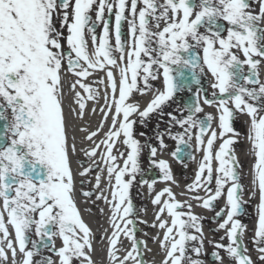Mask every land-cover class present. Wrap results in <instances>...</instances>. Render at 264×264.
<instances>
[{
  "label": "snow or ice",
  "instance_id": "1",
  "mask_svg": "<svg viewBox=\"0 0 264 264\" xmlns=\"http://www.w3.org/2000/svg\"><path fill=\"white\" fill-rule=\"evenodd\" d=\"M262 73L264 0H259L258 11L252 0H0V264H8V251L12 264H17L18 251L23 257L20 264H56L43 250L58 257L59 264L74 260L94 264L90 255L94 233L83 218L76 185L77 176H88L100 163L105 165L101 173L106 170L111 199L103 191L96 195L100 174L92 190L85 191L91 181L81 179L84 187L79 194L86 198L84 203L96 195L111 204L110 264H145L140 247H146V241L137 238L138 221L129 218L137 211L130 189L145 174L141 166L145 145L136 138V126H145L153 114L168 118L165 131L157 132L159 149L168 147L167 135L177 142L171 155L178 161L194 159L193 139L195 150L203 153L195 178L186 188L192 193L190 200L222 220L213 231L226 230L230 241L214 245L217 251L209 254L215 258L213 264H224L221 250L235 264H254L243 244L246 225L237 218L246 201L232 147L239 135L235 116L250 118L248 139L255 156L251 196L258 192L260 199L253 243L264 261ZM69 75L73 79L68 90L74 93L79 118L88 100L99 103L101 88L93 84L103 86L105 101L97 129H83L88 133L85 139L95 146L81 149L91 163L85 166L87 161H78L80 170L73 169L76 138L69 135L65 112ZM94 76L92 83H85ZM205 79L211 96L203 86ZM185 92L193 95L183 107L165 113ZM149 94L146 105L136 99ZM204 105L214 107L216 115L206 113L201 118ZM109 115L111 123L97 143L95 138ZM176 126L181 130L173 132ZM117 144L125 150L120 151ZM157 151L149 145L150 167L159 170L163 181L179 186L169 161L156 159ZM139 183L154 191L157 180L141 179ZM171 184L152 200L158 206V227L164 229L160 246L166 254L161 264H205L198 258L204 254L205 218L195 214L190 200H178ZM221 198L225 202L217 211ZM33 233L38 239L31 238ZM121 235L132 242L122 258L117 247ZM56 239L61 241L58 248ZM37 255L41 258L34 260Z\"/></svg>",
  "mask_w": 264,
  "mask_h": 264
},
{
  "label": "bare ground",
  "instance_id": "2",
  "mask_svg": "<svg viewBox=\"0 0 264 264\" xmlns=\"http://www.w3.org/2000/svg\"><path fill=\"white\" fill-rule=\"evenodd\" d=\"M98 76H103V73H98ZM73 77L69 75L67 77V80L65 82V93H66V99H65V112L68 117V123H69V135L75 136L76 140V147H77V155L73 157V169L74 170H80L79 162L78 161H87L85 166L91 163V161L87 160V157L84 156L83 151L81 149H90L91 147H94L93 141L85 139L87 136V132L83 131V129H88V131H95L102 120V113L100 112V109L104 106V93H103V86L96 85L94 87H100L101 88V98L99 100V103L88 100L87 106L85 109V113L83 118H79L76 115V112L79 111L78 105L75 103L74 99V93L70 92L68 90V82L71 81ZM95 80V77L89 78L88 80H85V83H92ZM78 91L83 92L82 89L77 88ZM85 96L86 93H83ZM96 109L95 112H93V109ZM75 109V111H73ZM111 123V116L109 115L108 122L105 124V127L103 131L95 138V141L98 143L101 139H103V133L108 130V126ZM71 142V141H70ZM120 151H124V146L121 144H117L116 146ZM103 151V147H101L100 152ZM114 154H118L116 152V149H114ZM99 155L98 152L97 160L99 161ZM239 155V154H238ZM159 158L170 160V156L167 155V153L159 154ZM121 165L123 164V161H120ZM105 165L103 163H100V167L97 168L94 172L90 173L86 177H79L77 176V200L79 203V206L81 208L83 218L85 222L89 225V227L92 229L94 236H93V249L94 251L90 252V255L92 257V260L94 261V264H110V258L108 256V249H109V237L112 234L113 228L111 224V212L112 207L110 203L105 202L103 199H96V195H99L101 191L104 192L106 196H108L109 200L111 199V189L107 185V173L106 170L101 173V169H104ZM102 175V180L100 184V188L96 189V195H94L92 198L87 200V203H84L85 197L81 196L79 194V189L83 187L80 184V180H90V187L91 189L94 188L95 185V177L96 175ZM115 181L113 180V183ZM171 182H158L155 185L154 193L152 196L149 194L143 195L144 202L146 205V208L144 209L143 213L140 214V216L133 215L129 217L130 219H134L138 221L136 227L137 232L136 236L141 241H146L147 246L143 249L140 248V251L143 254V259L145 261V264H161L162 260L164 259V256L166 254L165 250L161 248L160 241L163 239V233L164 229H160L158 227L159 221L156 220V213L158 211V206L154 205L152 203V200L156 193L161 191L164 187L169 186ZM171 187L173 189V192H175L176 198L179 200H190V197L192 193L187 192V188H181L176 189L174 184H171ZM90 189V190H91ZM147 188H144V191H146ZM181 193H185L184 195H181ZM166 198V196L164 197ZM162 198V199H164ZM190 202L193 204V211L195 214L204 217L203 219V231H204V248L207 250L213 251L214 248L211 246L212 244L220 243V236L224 235L223 231L217 232L215 234V231L213 229L218 228L217 223L213 229H211V225H208L206 222L210 218H212V212L211 210L204 209L203 207L199 206V202L190 200ZM101 209H103V213H101ZM164 218L169 219V222L171 221V218L167 216V213H165ZM139 221H146L147 223H139ZM156 224V227H153V224ZM131 227V226H130ZM13 232V231H12ZM14 236V233H13ZM158 237V239H157ZM117 247L120 249L119 255L121 258L125 255V250H131L132 242L125 236L121 235L120 242L118 243ZM148 249H151L149 251ZM87 251V250H86ZM251 259L253 260L254 264H257L255 261V257L252 253H249ZM224 257V256H223ZM19 258V255H18ZM205 264H213L212 261H204ZM128 264H131V261L128 262ZM224 264H235L234 261L224 257Z\"/></svg>",
  "mask_w": 264,
  "mask_h": 264
},
{
  "label": "flooded vegetation",
  "instance_id": "3",
  "mask_svg": "<svg viewBox=\"0 0 264 264\" xmlns=\"http://www.w3.org/2000/svg\"><path fill=\"white\" fill-rule=\"evenodd\" d=\"M255 0H252V4ZM130 2V0H129ZM257 3V0H256ZM127 15V13H126ZM93 16H94V12H93ZM113 24H114V15H113ZM102 25L100 28L97 29V33L100 34ZM128 28H127V24L124 25V31L127 32ZM113 42H114V36H113ZM89 44L91 46V40L89 38ZM99 74H97L98 76ZM96 77V76H95ZM262 79H264V73H262ZM156 87H160V82L156 81L154 82ZM203 86L205 88H207L208 90V94L209 96H211V86L208 83V80L205 79L203 81ZM195 87V86H193ZM150 95V94H149ZM193 94L189 93V92H185L180 94L179 97V101L178 103H171L170 107H166L165 108V113L169 112V111H173L176 110L178 108H182L184 105V102L188 100L189 97H191ZM203 95V94H202ZM136 99L140 100L141 97L137 96ZM141 101V100H140ZM206 113H212L213 115H216V109L214 107H209L207 105H204V113H201L200 116L201 118H203L205 116ZM186 115V113H185ZM167 116H163L160 117L156 114H153L150 118V120L147 122V124L145 126H140L138 124V126L142 129V132L146 133V135H144V139H145V144H147V141L150 140V144L155 145L158 149V151H161V149H159V145H158V141L156 139L157 136V132H164L165 129L167 128ZM250 118L246 115V114H237L235 116L234 119V128L236 130L237 133H239V135L235 136V140L236 143L233 144V149L235 150V154L237 156V154L239 153L238 160H239V165H240V171H241V176H242V184L244 185V194H243V200L246 201L245 205H244V212L239 215L237 218L241 220L242 224L246 225V228L244 229L243 232V236L245 237V239L243 238V240L251 245L252 247V252L254 254V257L256 259V263L257 264H264V261H261L259 259V256L261 255L258 251V247L253 243V240L255 238V230L257 228L258 225V206L260 203V199H259V193L257 192V195L255 197L251 196V193L253 191V184H252V180L254 178V171H253V165L255 163V156L253 155V151H252V143L251 141L248 139V134H249V128H250ZM157 125H159L157 127ZM216 127V121L213 122V128ZM181 129L179 128V126H176L175 128L172 129L173 132L176 131H180ZM218 130V129H217ZM219 131V130H218ZM155 137L156 141L153 142L152 138ZM165 143L168 145L167 148H171V153L172 151L176 148L177 142L170 139L167 135H165ZM220 141H217V148L219 146ZM193 144V156L194 159L191 158H186L183 162L178 161L177 159L173 158L172 155L171 156V163L170 165L172 166V170H173V175L176 178L177 184L179 186H177L176 184H174L175 188L178 190L181 188H186V186L191 183L194 178H195V173L198 169V165L202 159V155L203 153H201L198 150H195V140L193 139L192 141ZM157 151V152H158ZM146 153L148 155H146V163L147 166L145 168L146 172H148V174H146V176H148L149 174L151 175L150 179H147V177L145 176L144 178L142 177L141 179H147L149 182H151L152 179H159L162 178V174L159 172V170L155 167H148L149 164V160H150V156H149V151L147 150ZM156 159H161L158 156H156ZM187 165V167H185L184 165ZM214 168L216 167V164L214 163ZM140 179V180H141ZM141 186H148L147 184H141ZM201 195H203V193H201ZM179 200V199H178ZM198 202V201H197ZM225 202V198H221L218 202H216V210L218 211L220 209V207H222L224 205ZM186 210V209H183ZM213 218H210L209 220H207V224L208 225H216L217 223L222 222V220H216L215 219V212L213 214ZM202 224L203 221H202ZM31 238L33 240L38 239L35 234L33 233L31 235ZM61 246V241L59 239H56V247H60ZM29 248H31V244L28 245ZM18 255L19 258H18ZM18 255L16 258L17 264H20V261L22 260V254H19L18 251ZM43 255H52L53 260L56 261V264H59V258L56 257L53 253L49 252L48 250H43ZM8 264H12V255H11V251H8ZM41 257L40 255H37L34 257V260H39ZM73 264H79L78 261L74 260Z\"/></svg>",
  "mask_w": 264,
  "mask_h": 264
},
{
  "label": "rangeland",
  "instance_id": "4",
  "mask_svg": "<svg viewBox=\"0 0 264 264\" xmlns=\"http://www.w3.org/2000/svg\"><path fill=\"white\" fill-rule=\"evenodd\" d=\"M258 1V0H257ZM252 6H253V8L256 10L257 9V3H256V0L253 2V4H252ZM136 138L137 139H139L140 141H141V143L143 144V145H145V147H144V150H143V152H142V154H141V166H142V168L143 169H145L146 168V166H147V163H146V158H148V157H146V155H148L147 153H146V151L148 150L149 151V145H151V146H155V145H152V144H150V140H148L147 141V144H145V139H144V136H141V135H139V133H141L142 132V129L139 127V126H136ZM152 141L153 142H155L156 141V139H155V137H153L152 138ZM157 142V141H156ZM167 152H168V150H167ZM149 159V158H148ZM150 165H148V167H149ZM146 174H148V172H146V170H145V174L143 175V178L146 176ZM147 177V179H150L151 178V175L149 174L148 176H146ZM142 177H140V176H138L137 177V182H138V180H140ZM137 182H135L134 184H133V186H132V188L130 189V195H131V197H132V201H133V204H134V206H135V208H136V216H140V214H142L143 213V210L146 208V205H145V200H144V197H143V195H144V193L142 194V190H140V188H139V185L137 184ZM84 187V186H83ZM91 189V187H90V184H88L86 187H84V190L85 191H88V190H90ZM92 190V189H91ZM151 196V195H150ZM92 198V197H91ZM221 241H223L224 243H226V245L230 242L229 240H228V238H226L225 237V239H223V240H221ZM193 244H195V242H193ZM198 246V245H197ZM211 246H214L213 244L211 245ZM247 250H252V247H251V245H249V244H247ZM141 248H142V246H141ZM192 256H193V258L195 259V258H197L196 256H195V254L194 253H190ZM221 255L222 256H224V257H226V258H228L227 257V255H226V253L224 252V251H222L221 250ZM199 259H201V260H203V261H207V258H208V256L206 255V256H202V257H198ZM229 259V258H228Z\"/></svg>",
  "mask_w": 264,
  "mask_h": 264
}]
</instances>
